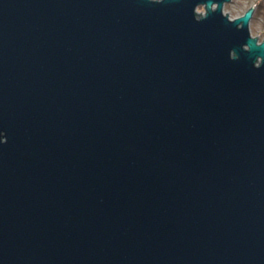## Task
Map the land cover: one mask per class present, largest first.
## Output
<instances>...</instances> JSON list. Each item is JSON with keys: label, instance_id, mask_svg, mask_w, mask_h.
I'll list each match as a JSON object with an SVG mask.
<instances>
[{"label": "water", "instance_id": "water-1", "mask_svg": "<svg viewBox=\"0 0 264 264\" xmlns=\"http://www.w3.org/2000/svg\"><path fill=\"white\" fill-rule=\"evenodd\" d=\"M227 1L0 0V264H264V39Z\"/></svg>", "mask_w": 264, "mask_h": 264}, {"label": "rangeland", "instance_id": "rangeland-1", "mask_svg": "<svg viewBox=\"0 0 264 264\" xmlns=\"http://www.w3.org/2000/svg\"><path fill=\"white\" fill-rule=\"evenodd\" d=\"M253 4L254 10L249 21V30L252 36L258 34L257 38L260 42L264 39V0H229L224 2L223 12L228 11V16L234 18L243 14ZM199 8L205 11L204 5H198L196 9Z\"/></svg>", "mask_w": 264, "mask_h": 264}, {"label": "clouds", "instance_id": "clouds-1", "mask_svg": "<svg viewBox=\"0 0 264 264\" xmlns=\"http://www.w3.org/2000/svg\"><path fill=\"white\" fill-rule=\"evenodd\" d=\"M197 11L200 12V13H203V9L202 8L197 9Z\"/></svg>", "mask_w": 264, "mask_h": 264}, {"label": "flooded vegetation", "instance_id": "flooded-vegetation-1", "mask_svg": "<svg viewBox=\"0 0 264 264\" xmlns=\"http://www.w3.org/2000/svg\"><path fill=\"white\" fill-rule=\"evenodd\" d=\"M259 42V41H258Z\"/></svg>", "mask_w": 264, "mask_h": 264}]
</instances>
